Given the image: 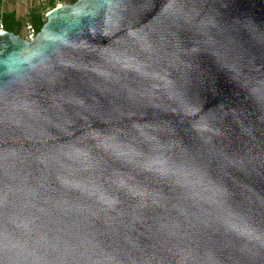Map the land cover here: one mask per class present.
Listing matches in <instances>:
<instances>
[{
    "label": "water",
    "instance_id": "obj_1",
    "mask_svg": "<svg viewBox=\"0 0 264 264\" xmlns=\"http://www.w3.org/2000/svg\"><path fill=\"white\" fill-rule=\"evenodd\" d=\"M0 33V264H264V0H78Z\"/></svg>",
    "mask_w": 264,
    "mask_h": 264
},
{
    "label": "trees",
    "instance_id": "obj_2",
    "mask_svg": "<svg viewBox=\"0 0 264 264\" xmlns=\"http://www.w3.org/2000/svg\"><path fill=\"white\" fill-rule=\"evenodd\" d=\"M25 2L24 14L19 16L15 9L11 11L3 10V6L12 2L11 5L18 2ZM78 0H0V26L3 31L25 38L26 26H31L37 35L43 25L46 23V15L57 8L58 5L71 6Z\"/></svg>",
    "mask_w": 264,
    "mask_h": 264
},
{
    "label": "rangeland",
    "instance_id": "obj_3",
    "mask_svg": "<svg viewBox=\"0 0 264 264\" xmlns=\"http://www.w3.org/2000/svg\"><path fill=\"white\" fill-rule=\"evenodd\" d=\"M11 3L12 2L7 3L8 6L4 5L3 10L4 11L5 10L11 11L12 9H15L16 12L18 14H20L19 16H22V14H24V11H25V8H24L26 6L25 2L20 1V2H18V4H15V5H11ZM58 6H60V5H58ZM61 6H64V5H61Z\"/></svg>",
    "mask_w": 264,
    "mask_h": 264
},
{
    "label": "built area",
    "instance_id": "obj_4",
    "mask_svg": "<svg viewBox=\"0 0 264 264\" xmlns=\"http://www.w3.org/2000/svg\"><path fill=\"white\" fill-rule=\"evenodd\" d=\"M25 32H26V34H25L24 40H26L28 42L33 41L34 38L36 37L34 29L31 26H26ZM0 33H5V31H3L1 26H0Z\"/></svg>",
    "mask_w": 264,
    "mask_h": 264
}]
</instances>
